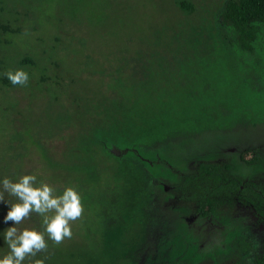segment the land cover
Instances as JSON below:
<instances>
[{
  "label": "rangeland",
  "instance_id": "1",
  "mask_svg": "<svg viewBox=\"0 0 264 264\" xmlns=\"http://www.w3.org/2000/svg\"><path fill=\"white\" fill-rule=\"evenodd\" d=\"M225 2L0 0V24L14 31H0L5 73L29 75L26 85L0 82V178L34 174L56 194L74 187L81 203L71 235L45 234L47 246L23 264H256L264 223L252 208L234 204L203 219L174 191L200 162L264 182V23L252 49L241 47L222 19ZM26 57L36 65L21 67ZM96 122L127 138L105 140ZM86 138L113 152L82 147ZM145 183V192L133 189ZM146 203L147 226L130 225ZM7 207L0 202V230L13 223L2 222ZM123 220L120 241L141 246L102 261L104 233ZM41 221L30 212L15 227L42 230Z\"/></svg>",
  "mask_w": 264,
  "mask_h": 264
},
{
  "label": "trees",
  "instance_id": "2",
  "mask_svg": "<svg viewBox=\"0 0 264 264\" xmlns=\"http://www.w3.org/2000/svg\"><path fill=\"white\" fill-rule=\"evenodd\" d=\"M179 5L182 10L187 12L190 9L192 10L194 7L192 4L186 2H181ZM222 19L228 27L233 28L236 32L241 47L252 49L253 43L259 37L260 24L264 23V0H226L222 10ZM0 31L5 34L8 32H14L11 29L8 30V27L1 24ZM4 42L9 44L7 41ZM19 63L21 67L36 65L35 61L29 57L23 58ZM5 71L4 61L0 60V82L2 83V86L10 88L14 85L11 84V82L4 75ZM48 79L49 78L46 76L41 77L42 82ZM73 102L76 103L75 101ZM76 110V117L82 119V117L85 116L84 111H81L77 107ZM93 129L96 134L102 136L105 140H107V137H112L115 142L119 138H123L124 136L126 137L125 132H120L117 129L115 130V128H106L99 122H96L93 125ZM127 130L129 131V129ZM146 132L148 133L149 131ZM114 135L119 138H116ZM152 139L155 138L153 137ZM90 142L100 145L101 149L107 154L109 153L111 155L110 152H113L110 151V149L108 150V147L105 146V144H100V139L95 142L93 138L83 139L82 147L87 148ZM152 145L153 144L147 147L145 146L144 149L147 150L146 152L154 150L150 149V146ZM112 148L117 150L116 147ZM92 152L95 154L96 151L93 149ZM124 153L125 151L119 152V154L122 155V159L126 158ZM161 156L162 155L158 156L157 154L156 158L160 159ZM179 158L188 159L189 156L184 155L182 157H178V159ZM150 159L156 160L155 157ZM231 171L232 167L226 163H197L194 166V169L179 175V180L174 186V191L177 194L176 198H178L180 202L194 205L195 214L203 219L211 218L218 214L222 209L231 207V205L234 204H239L241 206L252 208L258 215L259 222L264 223V182L254 179H244L239 175L233 174ZM146 184L147 183H145V185ZM147 186H149V184L146 185L145 190H142L137 186L133 189H138L142 193L146 191ZM136 193L137 191L133 192V194ZM147 205L148 203H146V209L142 210L143 217L140 216V218H134L135 220L131 219V221H129L130 225H134L136 223H141L140 225H142L144 223L147 226L149 221L146 217L148 213ZM123 221L125 222L124 224L118 221L114 227L108 228L106 233H104L105 246L102 254V261L115 262L119 257L124 258L127 253L134 256V252L137 247L141 246V244L137 242L127 244L120 241V237L122 236L121 233L125 231V224L128 220ZM262 237L263 253L255 259L256 264H264V235ZM98 261L99 260L97 259H93L91 262H87V264H98Z\"/></svg>",
  "mask_w": 264,
  "mask_h": 264
},
{
  "label": "clouds",
  "instance_id": "3",
  "mask_svg": "<svg viewBox=\"0 0 264 264\" xmlns=\"http://www.w3.org/2000/svg\"><path fill=\"white\" fill-rule=\"evenodd\" d=\"M4 75L13 85H26L29 79L23 69L8 71ZM4 192L14 196L17 202L9 204L3 199ZM0 202L8 206L2 222H13L0 230V239L8 247V252L0 255V264H23L26 255L34 256L47 246L45 234L55 242L70 236L69 221L81 214L80 196L74 187H65L56 194L51 185L38 181L34 174L21 175L15 181L9 177L0 178ZM30 212L42 216V230L25 228L18 232L15 225ZM49 212L53 214L48 215ZM34 264H43V260H36Z\"/></svg>",
  "mask_w": 264,
  "mask_h": 264
}]
</instances>
